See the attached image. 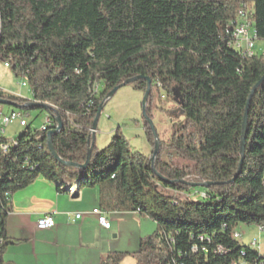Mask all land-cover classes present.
Listing matches in <instances>:
<instances>
[{
	"label": "trees",
	"instance_id": "1",
	"mask_svg": "<svg viewBox=\"0 0 264 264\" xmlns=\"http://www.w3.org/2000/svg\"><path fill=\"white\" fill-rule=\"evenodd\" d=\"M242 8L256 38L264 39V0H0V59L31 90L30 99L3 90L0 98L50 119L44 130L26 123L12 139L0 133V264H17L4 259L17 241L5 234L11 197L38 177L58 188L96 187L101 210L137 212L155 223L137 249L107 252L98 264H121L127 254L136 264H231L241 251L249 261L259 257L233 237L239 224H264V52L247 56L233 47L229 30ZM138 76L131 85L142 93L150 79L146 117L152 119L153 85L171 94L183 115L168 143L159 140L153 161L152 150L132 152L118 129L101 150L93 143L83 169L52 156L46 134L56 126L54 113L62 124L51 137L54 152L83 164L99 105L113 87ZM259 81L236 175L243 116ZM29 102L45 108H28ZM165 148L186 163L167 159ZM200 183L209 185L199 190ZM216 245L226 252L214 253Z\"/></svg>",
	"mask_w": 264,
	"mask_h": 264
},
{
	"label": "crops",
	"instance_id": "2",
	"mask_svg": "<svg viewBox=\"0 0 264 264\" xmlns=\"http://www.w3.org/2000/svg\"><path fill=\"white\" fill-rule=\"evenodd\" d=\"M0 107L4 112L12 110L9 106L8 109ZM57 186L56 182L38 177L27 188L12 195V211L6 219L5 234L17 241L6 247L5 260L17 264H98L107 252L135 250L133 246L143 235L140 231L133 234V249H119L110 241V234L118 230L119 222L126 215L135 217L137 212L104 211L111 220L106 229L91 213L96 205L99 207L96 187L79 189L72 185L74 193L71 194L68 186ZM92 189L95 190L92 192ZM76 213L81 216L74 219ZM46 214L52 215L55 225L37 229V219Z\"/></svg>",
	"mask_w": 264,
	"mask_h": 264
},
{
	"label": "rangeland",
	"instance_id": "3",
	"mask_svg": "<svg viewBox=\"0 0 264 264\" xmlns=\"http://www.w3.org/2000/svg\"><path fill=\"white\" fill-rule=\"evenodd\" d=\"M250 30L254 33L253 25L250 27ZM252 51L256 55L262 54L264 52V39L256 38ZM21 83H25V85L22 86ZM0 90L24 98H29L31 95V90L25 77L16 76L9 67L4 66V61L1 59ZM142 95L143 93L141 91L134 89L131 83H128L119 87L118 90L108 98L98 118L97 130L94 134V142L97 150H101L107 146L115 130L118 129L127 139L129 149L132 152L145 155L151 152L152 147L148 143L143 130V116L141 111ZM0 106L5 109L9 108L5 105ZM150 106L152 112L151 121L158 139L168 143L171 134L183 120V115L178 103L171 94L153 85L151 89ZM45 116L46 114L43 110H28L25 119L30 130L40 129L44 123ZM25 129L26 126H19L17 122H12L5 128V132L2 135L8 139H12L18 137ZM164 155L172 162L180 164L186 163V160L180 157L173 149L165 148ZM76 186L77 182L74 184V188H76ZM198 189L203 190V187H199ZM93 190L95 189H92V192ZM96 208L99 207L96 205ZM106 216L109 224H111L108 215ZM155 227V223L147 218H143L139 215H135V217L126 215V217L119 222L118 230L110 234V241L117 244L119 249H133V234L140 231L143 233L142 236L148 235L155 230ZM236 231L240 233V239L244 245H248L250 242L255 241L259 253L264 254V231H260L256 225L246 224H239L236 227ZM122 242H126V245H123ZM133 247L137 249L138 242ZM121 264H136V262L131 255L127 254L124 256Z\"/></svg>",
	"mask_w": 264,
	"mask_h": 264
},
{
	"label": "built area",
	"instance_id": "4",
	"mask_svg": "<svg viewBox=\"0 0 264 264\" xmlns=\"http://www.w3.org/2000/svg\"><path fill=\"white\" fill-rule=\"evenodd\" d=\"M249 17L244 8L240 9L237 13L236 18L232 22V26L229 30L232 38V45L235 49L239 50L243 55L250 56L253 53L252 49L254 47V41L256 39L255 32H251L249 27ZM4 66L9 67L8 62H4ZM22 86L25 83H21ZM99 86L96 85V92L98 91ZM27 113H23L20 109L14 108L9 112L2 111L0 107V133L5 132V128L9 126L12 122H17L19 126H25L27 121L25 117ZM50 125V119L48 116H45L44 123L41 126V130H44L47 126ZM89 132L92 133V129H89ZM2 150L6 149V146H1ZM204 195V194H202ZM91 213L96 215L98 223L103 227L108 229L110 227L109 221L106 218L105 212L100 208H93ZM81 216L80 213L73 214V218L77 219ZM55 225L54 219L51 214H46L36 221V228L39 230H45L52 228ZM260 231H264V224L257 225ZM234 234H237V241L243 245L240 237V233L235 231ZM200 240H203V237H199ZM248 245H256V242H250ZM192 251H197V246L191 247ZM200 250L205 251L206 247H200ZM212 251L217 254H224L226 252L225 248L222 245H216L212 248ZM241 255V256H240ZM240 255L236 260H233L231 264H258L262 262L264 264V254L260 253L259 257L254 261H249L245 259V254L243 251L240 252ZM243 256V258H241Z\"/></svg>",
	"mask_w": 264,
	"mask_h": 264
},
{
	"label": "water",
	"instance_id": "5",
	"mask_svg": "<svg viewBox=\"0 0 264 264\" xmlns=\"http://www.w3.org/2000/svg\"><path fill=\"white\" fill-rule=\"evenodd\" d=\"M140 77H133V78H129V79H126L124 80L123 82H121L119 85L113 87L108 93L107 95L105 96L104 100L102 102H104L106 99H108L109 97H111L117 90L119 87L123 86V85H126L128 83H132L136 80H138ZM261 81H259L252 89L251 91V94L248 98V101H247V104H246V109H245V113H244V116H243V122H242V136H241V141H240V162L238 164V170L236 172V175L238 174L239 172V169H240V166H241V162H242V159H243V156H244V146H245V130H246V120H247V112H248V106H249V102H250V99L252 97V95L254 94L256 88L259 86ZM150 94V79L147 78L146 79V88H145V91L143 92V95H142V100H141V111H142V116H144L145 118H147L146 120L148 121V125H149V128L153 134V137H154V144H153V147H152V152H151V155H150V159L151 161L154 160L158 150H159V139H158V136H157V133L154 129V126L152 124V121L151 119H149L148 117H146V114H145V108H146V103H147V100H148V95ZM0 105H6V106H13L11 104L10 101L8 100H5L3 98H0ZM26 107L28 108H32V107H42V108H45V105L43 104H39V103H36V102H29L27 104H25ZM20 109V108H18ZM103 109V106L102 105H99L98 109H97V112H96V115L93 119V122H92V136H91V139L88 141L89 143V148L86 152V160L83 164H77V163H73V162H68V161H62L58 158V156L56 155V153L54 152V149L52 147V144H51V137L58 133L62 127V124H61V121H60V118L58 116L57 113H54V117H55V121H56V126L50 130L47 131V134H46V145H47V148L48 150L50 151V153L52 154V156H54L61 164H64L66 166H74V167H77V168H85L88 164H89V161H90V156H91V151H92V145L94 143V133H95V128L97 126V121H98V118L100 116V113ZM233 181V179L231 180V182ZM209 185V183H200L198 184L197 186H200V187H207Z\"/></svg>",
	"mask_w": 264,
	"mask_h": 264
},
{
	"label": "bare ground",
	"instance_id": "6",
	"mask_svg": "<svg viewBox=\"0 0 264 264\" xmlns=\"http://www.w3.org/2000/svg\"><path fill=\"white\" fill-rule=\"evenodd\" d=\"M249 27H251V22L249 21ZM1 133H3V132H1ZM68 192H70L71 194H73L74 193V189H73V186H69L68 187ZM233 237L235 238V239H237V234H233ZM253 247H255L256 248V245H252ZM257 249V248H256ZM258 251V250H257ZM259 252V251H258Z\"/></svg>",
	"mask_w": 264,
	"mask_h": 264
}]
</instances>
